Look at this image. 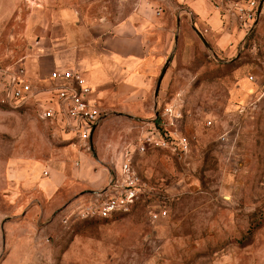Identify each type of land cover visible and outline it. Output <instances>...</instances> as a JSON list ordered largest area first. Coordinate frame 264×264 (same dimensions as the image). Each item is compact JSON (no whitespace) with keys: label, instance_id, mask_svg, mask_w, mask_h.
Returning a JSON list of instances; mask_svg holds the SVG:
<instances>
[{"label":"rangeland","instance_id":"rangeland-1","mask_svg":"<svg viewBox=\"0 0 264 264\" xmlns=\"http://www.w3.org/2000/svg\"><path fill=\"white\" fill-rule=\"evenodd\" d=\"M148 5L157 18L146 28L159 34L160 54L144 109L168 136L167 144L146 142L144 152L133 155L141 187L127 211L80 216L79 204L104 195L106 184L94 192L67 178L47 197L40 188L48 166L66 170L81 159L78 151L108 175L117 171L119 151L141 131L125 115L127 105L96 94L104 115L92 144L91 137L84 143L68 132L58 117H42L37 101L9 106L0 91V264L11 241L9 262L21 253L23 227L14 222L37 199L55 216L42 240L56 246L41 264H62L63 250L82 258L68 264H264V11L248 28L228 16L222 24L231 38L222 49L175 0H0V68L14 69L40 51L42 27L62 9L85 23H137ZM113 108L124 115L112 117ZM181 136L184 147L169 142ZM80 191L89 193L71 203ZM158 208L166 214L151 219Z\"/></svg>","mask_w":264,"mask_h":264},{"label":"crops","instance_id":"crops-1","mask_svg":"<svg viewBox=\"0 0 264 264\" xmlns=\"http://www.w3.org/2000/svg\"><path fill=\"white\" fill-rule=\"evenodd\" d=\"M181 3L183 8L189 10L196 22L204 29V35L215 46L225 48L231 38L230 32L224 29L222 23L228 17L213 8L207 0H175ZM264 11V0L261 6ZM144 19L134 23L130 19L116 23L107 21L85 23L76 21L75 14L69 9H62L57 16L48 19L46 26L42 27L43 37L40 41L41 50L24 59L27 72L34 85H55L59 81L46 77L53 69H75L91 84L95 99L96 94L105 96L110 103H124L125 115L136 120L137 127L144 132L152 128L154 117L148 115L144 109L145 100L150 85L152 73L157 57L160 54V44L157 40L159 34L147 30L150 21H155V8L152 6L141 9ZM168 36L164 37V47L167 45ZM145 98V99H144ZM159 94L153 97L152 103H159ZM135 105L130 108L128 105ZM112 117L123 116L120 109L113 108ZM154 112V111H153ZM155 116L156 113L154 112ZM95 129V128H94ZM138 136V135H137ZM92 144L98 142L99 129L92 133ZM131 141H135L132 139ZM112 147V145H109ZM81 159L71 164L68 169L60 168V165L47 167V175L42 179L40 188L42 194L47 197L54 189L65 182L67 178L89 187V190L104 188L108 180V172L105 166L97 165L92 156L78 151ZM114 158L117 155H112ZM89 192L80 191L71 203L78 201ZM82 201V200H80ZM42 199L26 205L15 219L14 225L23 227L20 238L22 239L21 253L15 260L9 262L14 244L11 241L10 250L2 259L8 264H41L46 251L51 253L55 243L42 237L48 232L53 219L52 212L41 204ZM37 207V208H36ZM36 214V215H35ZM12 225V227L14 226ZM11 240L14 233L9 230ZM27 235V236H26ZM26 237V239H24ZM70 244L67 246L69 249ZM53 253V252H52ZM67 250H63L59 261L62 264L80 262L79 256H68ZM95 260V258L93 259Z\"/></svg>","mask_w":264,"mask_h":264},{"label":"built area","instance_id":"built-area-1","mask_svg":"<svg viewBox=\"0 0 264 264\" xmlns=\"http://www.w3.org/2000/svg\"><path fill=\"white\" fill-rule=\"evenodd\" d=\"M207 1L213 8L231 16L235 23L243 28L251 26L261 12L263 3V0ZM21 60V64L14 69L0 68V91H4L5 104L16 107L29 101H37L42 117H58L68 132L84 143L88 142L92 131L104 115V112L95 106V95L91 84L75 69L53 68L46 77L58 80L57 84L34 85L24 59ZM168 133L175 132L168 130ZM164 136L168 135L154 126L147 127L144 132L139 133L135 141L125 144L119 151L117 171L109 174L104 195L97 193V197L79 204L77 212L80 216H108L114 212L127 211L141 187L140 177L133 167V155L135 152H144L146 142L157 145L167 144ZM173 136L170 135L169 138ZM169 142H181L182 147L186 144L182 136ZM165 214V208L150 211L153 220Z\"/></svg>","mask_w":264,"mask_h":264},{"label":"water","instance_id":"water-1","mask_svg":"<svg viewBox=\"0 0 264 264\" xmlns=\"http://www.w3.org/2000/svg\"><path fill=\"white\" fill-rule=\"evenodd\" d=\"M259 7H260V3H259L258 8H259ZM197 34L199 35V37H200V39L202 40V42L205 43L204 38L202 37V35H201L198 31H197ZM165 65H166V62H165L164 65L161 67V69H160V71H159V73H158V76H157V79H156V82H155V86H154V95H155L156 92H157V89H158V86H159L160 79H161L162 74H163L164 69H165ZM102 190H104V189H102ZM91 191L96 192V191H98V190H91ZM99 191H100V190H99Z\"/></svg>","mask_w":264,"mask_h":264}]
</instances>
